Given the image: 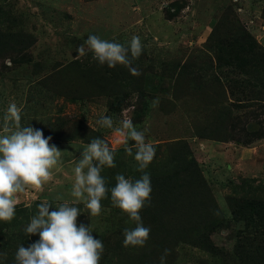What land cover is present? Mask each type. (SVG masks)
Returning <instances> with one entry per match:
<instances>
[{
	"label": "rangeland",
	"instance_id": "rangeland-1",
	"mask_svg": "<svg viewBox=\"0 0 264 264\" xmlns=\"http://www.w3.org/2000/svg\"><path fill=\"white\" fill-rule=\"evenodd\" d=\"M0 31L23 35L21 49L0 57V116L15 102L22 108L21 124L41 129L62 151L44 191L19 194L13 220L0 221V264H15L18 246L39 239L23 229L40 202L54 207L75 199L73 169L84 146L100 137L125 150L113 130L96 124L102 115L115 126L130 118L137 129H147L146 140L156 147L149 174L170 162L178 143H186L218 206L217 218L225 219V227L208 234L218 250L181 242L165 264H264L262 255L242 259V235L264 231V224L232 220L239 199L264 200V72L253 76L221 59L238 48L246 31L264 47V0H0ZM212 33L219 47L208 44ZM89 34L121 44L139 36L143 51L133 67L141 74L122 65L101 66L91 52L79 57L76 49ZM96 79L107 84L105 91ZM242 84L246 94L238 92ZM115 164L113 173H101L109 187L118 173L141 175L126 152L115 156ZM101 203V214L91 218L83 203L76 205L82 212L78 225H89L103 242L100 264H160L140 261L143 247L122 245L120 223L131 221L111 206L110 194ZM248 244L264 247V241Z\"/></svg>",
	"mask_w": 264,
	"mask_h": 264
},
{
	"label": "clouds",
	"instance_id": "clouds-1",
	"mask_svg": "<svg viewBox=\"0 0 264 264\" xmlns=\"http://www.w3.org/2000/svg\"><path fill=\"white\" fill-rule=\"evenodd\" d=\"M83 57L91 52L99 65L115 68L122 65L130 74L139 76L141 72L133 67L143 51L139 36L133 35L127 44L101 39L89 34L76 49ZM22 108L10 102L0 116V221L11 222L15 217L18 195L28 189L37 192L53 179V170L61 163L62 151L50 144L52 137H45L41 129L30 124H21ZM101 128L111 129L118 136L128 156L136 162L139 178L116 174L115 185L109 187L104 176V168H114L116 149L106 140L95 137L82 148L73 169L70 195L71 203L65 201L53 207L48 200L37 205V213L23 231L27 236L38 235L39 239L28 247L19 245L15 252V264H100L104 253L103 242L93 236L89 225L80 223L83 203L88 216L97 217L102 212L101 201L109 198L111 206L127 215L135 226L123 230L124 247H143L150 237V227L145 226L141 210L151 204V178L146 171L153 161L156 147L146 140V131L139 130L130 118L114 125L112 117L102 115L96 120ZM132 142V143H129ZM170 249H165L160 264H165ZM3 255L6 256V253Z\"/></svg>",
	"mask_w": 264,
	"mask_h": 264
},
{
	"label": "trees",
	"instance_id": "trees-1",
	"mask_svg": "<svg viewBox=\"0 0 264 264\" xmlns=\"http://www.w3.org/2000/svg\"><path fill=\"white\" fill-rule=\"evenodd\" d=\"M214 34L210 36L208 44L216 41L219 47L221 40H217ZM244 36L243 41L238 42V48L236 50L233 48L230 56L221 59L232 66L237 65L235 67L241 70L245 68L247 73L250 70L253 76H259L264 72V47L247 31ZM22 37L23 35L20 37V34L0 31V57L6 51L21 49L23 42L20 38ZM238 49L241 50L237 52ZM97 83L100 85L98 88L102 91L106 90L107 84L102 83V80L96 79L95 84ZM235 91L237 88L231 90V92ZM238 92L246 94L244 84L240 86ZM250 99L256 100L257 98ZM243 100L249 99L239 101ZM124 152V149L117 150L115 156H121ZM172 154L169 163H166L160 171L155 170L150 174L151 204L146 205L140 212L143 224L151 229L150 237L142 248L144 253L137 255L142 262H160L165 249H170L172 252L174 247L181 242H192L200 248L218 250L210 242L208 234H211L214 229L225 227L223 223L225 219L217 218L219 216L218 206L203 177L200 164L191 155L189 146L186 143H178ZM109 171L113 173L114 168H110ZM232 199L237 201L236 198ZM238 201L241 203H236L232 207L233 221H242L245 225L252 227L256 224H264V200L244 197ZM125 218L128 217L125 216ZM216 218L219 219L218 222H215ZM120 224L121 235L125 228L135 226L132 222L125 225L122 222ZM250 232L249 236L242 235V238L246 239L244 245L247 249L246 253L244 250L241 251L242 259L245 254L254 258L259 255L264 256V247L248 244V240L251 243L264 241V231ZM148 243L155 244V246L149 247ZM223 254L227 255L226 252Z\"/></svg>",
	"mask_w": 264,
	"mask_h": 264
}]
</instances>
